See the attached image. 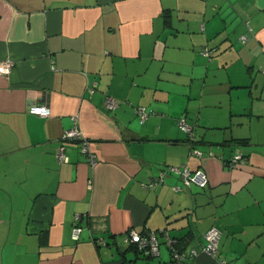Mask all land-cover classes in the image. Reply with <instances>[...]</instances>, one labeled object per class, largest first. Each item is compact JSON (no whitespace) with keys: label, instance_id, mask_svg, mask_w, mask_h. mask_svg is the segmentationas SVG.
Masks as SVG:
<instances>
[{"label":"crops","instance_id":"crops-1","mask_svg":"<svg viewBox=\"0 0 264 264\" xmlns=\"http://www.w3.org/2000/svg\"><path fill=\"white\" fill-rule=\"evenodd\" d=\"M7 58L0 264H172L162 229L196 250L186 264H264V0H0ZM34 104L50 114L30 113ZM137 105L153 112L144 122ZM74 122L93 164L79 140L60 138ZM237 152L246 161L228 164ZM183 165L204 170L206 185L176 172L148 185ZM213 224L211 256L201 247ZM132 230L158 231V254L138 253Z\"/></svg>","mask_w":264,"mask_h":264},{"label":"built area","instance_id":"built-area-1","mask_svg":"<svg viewBox=\"0 0 264 264\" xmlns=\"http://www.w3.org/2000/svg\"><path fill=\"white\" fill-rule=\"evenodd\" d=\"M241 40H245L246 36L241 35ZM204 53L207 54V49H204ZM13 65V61L10 58L0 60V73H8ZM89 90L92 91V86H89ZM118 105V101L113 97L105 98V106L109 109H113ZM30 113L47 116L50 114V108L45 104H34L28 108ZM135 111L140 116V120L143 121L147 116V109L143 105H139L135 108ZM177 124L180 129L187 132L192 138L193 134L191 132V127L185 122L183 118L178 119ZM62 140L66 139H76L80 141L81 150L87 155L88 160L93 164L95 163V157L93 152L90 150V141L87 140L83 135L77 124L74 122V125L70 128L64 130L61 135ZM64 147L61 145L57 149V158L59 161H66L67 157L64 155ZM197 156H202V151L198 148H193L191 151ZM232 165H235L237 162H244L241 153H235L232 156ZM168 172H176L181 177L185 185L190 183H195L199 186H204L207 181V175L202 169H195L193 171L189 170L187 166L183 165L182 167L168 166L166 170L161 171L156 177H153L148 185L153 186L162 179L163 174ZM80 215L76 214L74 216V221L71 228V237L73 240H77L80 235L81 226L78 224V219ZM159 232H163L165 236L166 243L171 247V254L173 259V264H186L187 256H194L197 254L195 249H191L188 255L182 250H178L174 245L175 240L167 235V233L162 229ZM158 231L144 230L142 232L129 231L128 239L129 243H132L141 251L144 255H156L158 254ZM221 235V230L216 225H211L203 235L204 243L201 247V250L208 254L214 255L217 252L218 242ZM99 242H103V238H98Z\"/></svg>","mask_w":264,"mask_h":264},{"label":"trees","instance_id":"trees-1","mask_svg":"<svg viewBox=\"0 0 264 264\" xmlns=\"http://www.w3.org/2000/svg\"><path fill=\"white\" fill-rule=\"evenodd\" d=\"M165 15H168V14H166L165 13ZM246 40V39H245ZM244 40V41H245ZM241 41H243V40H241ZM204 49H207V51H208V53L207 54H205L204 53ZM213 51H214V48H211V47H208V46H204L203 48H202V50H201V54L204 56V57H206L207 59H211V57H212V53H213ZM137 106H139V105H137ZM137 106H135L134 107V111H135V108L137 107ZM144 106V105H143ZM146 107V106H145ZM146 109H147V116H146V118L143 120V121H141L140 120V116H139V114H137L138 115V117H139V120H140V122H144L146 119H147V117L150 115V114H152L153 112H152V110L151 109H148L147 107H146ZM136 112V111H135ZM137 113V112H136ZM184 120H185V118L184 117H182ZM178 119H180V118H178ZM178 119H177V121H178ZM185 122H186V120H185ZM187 123V122H186ZM188 124V123H187ZM178 125V124H177ZM189 125V124H188ZM190 126V125H189ZM191 127V126H190ZM64 132V131H63ZM191 132H192V127H191ZM192 134H193V132H192ZM189 135V134H188ZM190 137V136H189ZM61 138V137H60ZM189 140H191V142H192V144H193V146H192V149L193 148H198L197 146H196V143H197V141L195 140V137H194V134H193V137L191 138H189ZM233 140H235L238 144H240V145H245V144H249V142H248V139L247 138H235V139H233ZM199 149V148H198ZM202 151V150H201ZM237 153H239V152H237ZM202 154H203V151H202ZM212 153H211V151H208V155H211ZM235 154V153H234ZM233 154V155H234ZM232 155V156H233ZM242 155V158H244V162L246 161V158H247V156L246 155H243V154H241ZM232 156H231V158L229 159V161H228V164H230V165H232V161H231V159H232ZM168 167V166H167ZM167 167H163L162 169H161V171H164V170H166V168ZM166 172H168V171H166ZM165 172V173H166ZM153 178V177H152ZM182 180V179H181ZM206 185V184H205ZM204 185V186H205ZM199 186V185H198ZM204 186H199V187H204ZM162 234H163V232H161ZM160 233V234H161ZM164 235V234H163ZM159 236V232H158V234H157V237ZM172 238V237H171ZM174 240H175V242H174V245L177 247V249L178 250H182L184 247L182 246V244L180 243L181 241L178 239H175V238H173ZM158 242H159V240H158ZM165 242H166V240H165ZM167 244V243H166ZM133 247H134V249L138 252V253H140V254H142V255H144L141 251H139L138 249H137V247L135 246V245H133ZM167 247H168V249H169V252H170V257H171V263L173 264V259H172V254H171V247L167 244ZM145 256H149V255H145Z\"/></svg>","mask_w":264,"mask_h":264}]
</instances>
